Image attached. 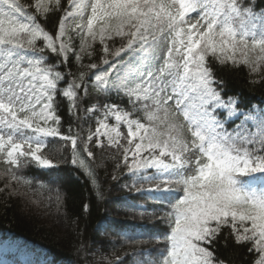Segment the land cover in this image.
<instances>
[{"label": "snow or ice", "instance_id": "obj_1", "mask_svg": "<svg viewBox=\"0 0 264 264\" xmlns=\"http://www.w3.org/2000/svg\"><path fill=\"white\" fill-rule=\"evenodd\" d=\"M55 12L53 33L38 18ZM97 43L100 64L85 65ZM228 65L264 81V0H0V192L30 185L19 172L31 163L56 166L42 154L50 139L70 147L72 165L95 185L83 156L93 159L94 143L122 157L130 191L167 209L158 257L140 249L142 233H121L137 249L131 264H228L216 247L229 240L264 264V108L225 99L214 66ZM89 87L97 103L84 108ZM64 104L81 121L75 134L72 122L61 131ZM87 118L95 128L84 137Z\"/></svg>", "mask_w": 264, "mask_h": 264}, {"label": "trees", "instance_id": "obj_2", "mask_svg": "<svg viewBox=\"0 0 264 264\" xmlns=\"http://www.w3.org/2000/svg\"><path fill=\"white\" fill-rule=\"evenodd\" d=\"M21 3L31 4L28 0H21ZM62 4L67 7V0H62ZM28 10L34 12L32 8ZM61 15V12H55L50 13L47 20L38 19L47 30L54 33ZM76 44L78 46V40ZM116 45L119 46L118 40ZM95 49L91 60L84 58L85 65L90 62L100 64L103 53L99 43ZM49 56L53 61L56 59L50 53ZM69 63L72 71L77 72L74 58ZM214 67L217 78L225 82V99L228 96L237 97L241 105L247 107L264 103V81L259 76H250L248 69L243 66ZM80 70L90 75L87 68ZM252 80L259 82L251 83ZM96 95L89 87V95L84 97L82 107L96 104ZM106 99L100 97V102ZM116 102L120 103L119 100ZM59 115L62 117L61 131L67 133L68 124L72 122L75 134L81 121H73L68 115L66 104L61 105ZM94 126V119L87 118L83 120V128L79 131L86 137L89 127L93 130ZM78 146L82 152L83 145ZM89 147L93 159L89 160L86 154H82L95 172V185L77 166L72 165L70 147L59 139H50L42 154L56 166L42 169L31 163L19 172V175L32 181L30 185H16L15 194L8 189L0 192V234L10 233L32 247L45 250L53 263L117 264V257H121L123 264H131V257L127 254L137 249L127 243L121 233H142L149 242L141 245L140 249L150 251V259L158 257L166 248L163 237L169 232L167 223L158 217L167 209L156 201L146 199L144 195L128 191L131 180L124 175L126 168L123 165L117 168L122 157L116 150L96 148L94 143ZM3 168L0 165V171ZM5 183L6 180L0 178V188ZM98 192L102 195L98 196ZM178 195H182V192ZM85 203L90 205L87 213L83 210ZM132 205H141L148 211L142 214L140 209ZM154 209L155 215L152 214ZM107 218L110 219L108 228L100 229L99 223ZM152 237H160L161 240L157 243L150 239ZM216 254L228 264H253L254 260V254L247 247L236 246L231 240L227 244L223 241L218 243Z\"/></svg>", "mask_w": 264, "mask_h": 264}, {"label": "rangeland", "instance_id": "obj_3", "mask_svg": "<svg viewBox=\"0 0 264 264\" xmlns=\"http://www.w3.org/2000/svg\"><path fill=\"white\" fill-rule=\"evenodd\" d=\"M10 255L25 263L30 257L25 251L24 247L20 246V242L6 240L0 245V264L9 263V259H5V256Z\"/></svg>", "mask_w": 264, "mask_h": 264}]
</instances>
